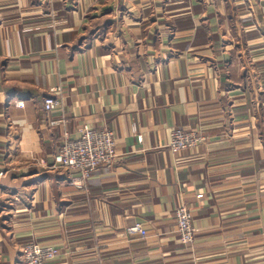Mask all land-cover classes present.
<instances>
[{
    "label": "crops",
    "instance_id": "0c3cea01",
    "mask_svg": "<svg viewBox=\"0 0 264 264\" xmlns=\"http://www.w3.org/2000/svg\"><path fill=\"white\" fill-rule=\"evenodd\" d=\"M85 129L117 157L79 191L46 166ZM172 130L206 141L172 152ZM31 242L53 264H264V0H0V264Z\"/></svg>",
    "mask_w": 264,
    "mask_h": 264
},
{
    "label": "built area",
    "instance_id": "2783aa9c",
    "mask_svg": "<svg viewBox=\"0 0 264 264\" xmlns=\"http://www.w3.org/2000/svg\"><path fill=\"white\" fill-rule=\"evenodd\" d=\"M52 95L44 100V110L52 114L60 107V102ZM50 126L56 125L49 121ZM203 135L196 132H183L172 130L168 148L172 152L192 149L205 143ZM117 157L115 151V136L112 131L85 129L78 140H71L68 134L64 136V143L53 163L46 166L48 170H61L68 174V184L76 190H84L93 173L100 167H111ZM176 232L183 245H191L194 242L195 230L193 227L192 213L186 206L179 207L174 213ZM131 235H138L145 239L147 230L136 226L128 230ZM60 256L59 249L53 246H40L36 243L25 244L21 248L19 264H53Z\"/></svg>",
    "mask_w": 264,
    "mask_h": 264
}]
</instances>
